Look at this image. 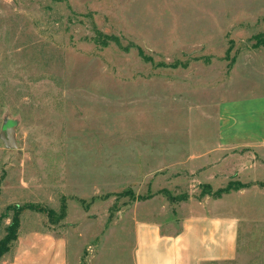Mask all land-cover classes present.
<instances>
[{
    "label": "rangeland",
    "instance_id": "374dc122",
    "mask_svg": "<svg viewBox=\"0 0 264 264\" xmlns=\"http://www.w3.org/2000/svg\"><path fill=\"white\" fill-rule=\"evenodd\" d=\"M239 92L264 94V0H0V240L19 210L70 264H133L134 220L220 198L237 256L209 264H264V147L215 151Z\"/></svg>",
    "mask_w": 264,
    "mask_h": 264
},
{
    "label": "crops",
    "instance_id": "0c3cea01",
    "mask_svg": "<svg viewBox=\"0 0 264 264\" xmlns=\"http://www.w3.org/2000/svg\"><path fill=\"white\" fill-rule=\"evenodd\" d=\"M218 122L215 151L264 147V94L246 98L239 92L222 100ZM218 200L184 203L183 209L190 210L181 219L134 220L133 264H209L233 260L237 256L239 224L215 212ZM16 243L9 264H70L65 234L32 229L18 235Z\"/></svg>",
    "mask_w": 264,
    "mask_h": 264
},
{
    "label": "trees",
    "instance_id": "16d2710c",
    "mask_svg": "<svg viewBox=\"0 0 264 264\" xmlns=\"http://www.w3.org/2000/svg\"><path fill=\"white\" fill-rule=\"evenodd\" d=\"M250 186L249 183H244L241 181H230L229 184L227 186H225L224 188H219L217 190V192L215 193L217 197H220L221 195H223L224 193H229L233 190H240L243 188H246ZM212 186H210V184H207L205 186V189L202 191V194H212ZM27 208H35L33 205H26ZM19 210H17L13 220L11 221V223L6 227V235L0 240V258L6 254L10 249V243L13 242L15 243L16 240L18 239V229L20 228L21 225V219H20V214H19ZM56 215V212L54 210H51L48 213V216H51V219ZM65 215V209L64 206L62 208V212L60 214L62 218Z\"/></svg>",
    "mask_w": 264,
    "mask_h": 264
},
{
    "label": "water",
    "instance_id": "95a60500",
    "mask_svg": "<svg viewBox=\"0 0 264 264\" xmlns=\"http://www.w3.org/2000/svg\"><path fill=\"white\" fill-rule=\"evenodd\" d=\"M17 124L16 121L10 119L3 126L2 131L0 132V139L3 141L7 149H17L19 147L17 141Z\"/></svg>",
    "mask_w": 264,
    "mask_h": 264
}]
</instances>
